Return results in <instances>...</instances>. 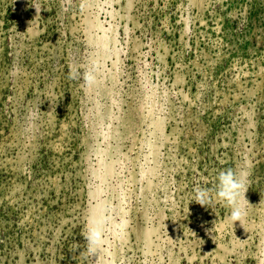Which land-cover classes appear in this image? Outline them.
I'll list each match as a JSON object with an SVG mask.
<instances>
[{
	"label": "rangeland",
	"instance_id": "obj_1",
	"mask_svg": "<svg viewBox=\"0 0 264 264\" xmlns=\"http://www.w3.org/2000/svg\"><path fill=\"white\" fill-rule=\"evenodd\" d=\"M92 212L102 264H264V0H0V264H95Z\"/></svg>",
	"mask_w": 264,
	"mask_h": 264
},
{
	"label": "clouds",
	"instance_id": "obj_2",
	"mask_svg": "<svg viewBox=\"0 0 264 264\" xmlns=\"http://www.w3.org/2000/svg\"><path fill=\"white\" fill-rule=\"evenodd\" d=\"M35 8L37 12H40L38 7ZM69 78H80L87 87H91L96 83L94 69H86L81 76L78 69L71 68ZM246 177V172H237L231 168L220 171L213 189L200 186L194 188L192 203L194 202L206 209H211L216 216L217 214L212 208V205L214 201L221 203L229 209V214L226 219L232 221L234 224L239 221L243 226L247 215L245 201H248L246 198ZM216 221H213V228L206 229L208 233L215 229ZM104 223L103 217L92 212L89 214L81 233L85 240V248L83 251L92 257L95 264H102V257L105 255ZM124 224L125 222L121 220L120 225L117 226V234H120Z\"/></svg>",
	"mask_w": 264,
	"mask_h": 264
}]
</instances>
